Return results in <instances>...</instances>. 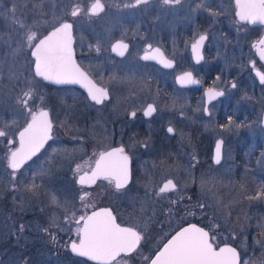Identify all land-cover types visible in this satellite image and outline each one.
Returning <instances> with one entry per match:
<instances>
[{
  "label": "flooded vegetation",
  "instance_id": "1",
  "mask_svg": "<svg viewBox=\"0 0 264 264\" xmlns=\"http://www.w3.org/2000/svg\"><path fill=\"white\" fill-rule=\"evenodd\" d=\"M92 2L55 0L52 17L61 16L62 20L53 27H0V61L6 64L7 56L16 49L20 62L28 63L23 72L49 92L58 93L47 92L45 96L43 90L37 97L30 95L29 108L36 113L48 112L51 139L22 169L36 161L42 168L44 159H56L59 165L65 161L64 167L53 169L55 175L67 181L53 193L59 198L55 204L59 215L64 213L62 207L68 214L75 211L77 216L85 210L91 214L108 209L117 224L141 235L137 249L117 258L114 264L123 258L133 264H150L167 240L192 224L206 229L217 249L223 244L234 246L242 262L248 255L258 256L263 248L254 240H261L264 232L260 222L264 208V84L257 72L264 73L258 44L264 38V24L239 21L235 0H181L174 7L150 0L137 8L124 7L134 0H101L105 10L99 15L70 16L73 5L86 7ZM31 9L32 5L23 9L24 15L32 14ZM63 22L73 23L76 64L108 92V98L100 104L89 101L78 87L48 84L35 75L26 34L35 33L33 43H38ZM200 35L207 39L198 49L202 59L197 62L192 45ZM118 41L128 48L113 51ZM145 55L149 59H143ZM189 72L198 83L181 84L179 77ZM232 83L237 84L235 89ZM210 88L224 95L209 100L206 93ZM67 93L79 96L81 103ZM149 104L156 111L145 117L143 110ZM132 111L137 113L135 118L129 115ZM30 121L31 116L20 104V128L12 139L15 147L19 133ZM169 127L173 133L167 131ZM218 141H222L221 158L216 164ZM120 147L129 157L126 186L117 190L114 182L99 179L82 189L76 182L79 176L90 173L101 153ZM39 166L31 171L38 173ZM202 176L210 181L203 189ZM169 179L177 184L176 191L156 195ZM222 191H227L226 198L216 203ZM84 192L89 194L87 209L80 201ZM201 200L207 205L204 209L194 206ZM223 204L248 207L256 213L246 243L235 235L231 237L233 242L221 238L216 242V206ZM37 219L43 222L40 215ZM63 221L66 223L65 218ZM70 226V232L62 231L60 226L49 228L55 242L44 231L38 236L35 247L40 251L36 257L40 264H48L41 261V255L50 258L53 253L55 258L60 255L69 259L70 264H94L73 256L67 247L76 239L75 225Z\"/></svg>",
  "mask_w": 264,
  "mask_h": 264
},
{
  "label": "snow or ice",
  "instance_id": "2",
  "mask_svg": "<svg viewBox=\"0 0 264 264\" xmlns=\"http://www.w3.org/2000/svg\"><path fill=\"white\" fill-rule=\"evenodd\" d=\"M149 2L150 0H134V3L125 4L124 7L137 8L141 5H148ZM160 3L162 6L174 7L180 5L181 0H160ZM235 7V15L239 21L250 24L257 22L264 24V0H235ZM104 10L105 6L101 3V0H94L86 7H81L79 4L73 5L70 16L76 18L82 13L96 16L104 12ZM9 11L14 14L15 8ZM209 14L215 15L212 12ZM72 30L73 23H60L58 27H54L52 31L42 39H39L38 43H33L37 39L35 33L26 34V42L31 49V56L34 58L35 75L58 84L84 83V86L88 88L91 100L96 104H100L108 98V92L106 89L97 88L92 84L87 76L75 65L73 61ZM206 39L205 35H200L199 39L192 45L193 51L197 54V62L202 59L198 49ZM258 44L260 46V57L264 59V38L260 39ZM256 46L255 44L253 45V47ZM148 47L151 48V45ZM117 48L127 49L128 45L118 41L117 44L113 45V51H116ZM156 51L159 52V49H156ZM119 54L122 56L124 53L121 51ZM143 59L147 60L149 57L145 55ZM166 66L170 67L171 64L168 63ZM257 76H259L260 82L264 84V73L257 72ZM179 81L181 84L198 83L192 78L190 72L179 77ZM231 87L235 89L237 84L232 83ZM206 94L209 100H213L217 96H223L224 92L214 91L210 88ZM29 99L30 91L25 92L24 98L19 101L31 116V122L19 133V147L10 151L8 156V167L12 169L13 177L23 164L31 160L43 148L45 143L51 139L52 125L48 120V112L41 110L36 113L33 111L28 107ZM155 111L156 108L149 104L143 110V115L149 117ZM205 111L207 112L208 110L205 109ZM129 115L131 118H135L137 113L132 111ZM228 120L229 123H232L230 116ZM167 131L173 133L174 129L169 127ZM6 135L5 131L0 130V137H5ZM8 143L11 145L14 141L9 140ZM221 145L222 141H218L216 144V155L214 157L216 164L220 163ZM128 160L129 157L125 154L123 147L114 149L111 152L101 153L95 161V168L91 170V174L80 175L76 182L83 189L85 185L94 183L96 179L103 176L110 183L114 182L117 190L123 189L129 180ZM193 160H195V157H193ZM76 171L78 174L79 166H77ZM209 182L202 176L200 178L201 188L203 189ZM37 187L33 182L29 190H36ZM176 189L177 184L169 179L163 187L159 188V192L156 195L159 196L168 191H176ZM88 195L87 192H84L80 196V201L85 209L88 207L86 203ZM257 195L259 196L260 194L258 193ZM52 201L53 203H58L55 196L52 197ZM64 203L69 204L68 201ZM171 203L175 204L177 201H171ZM194 206L204 209L207 205L201 200L197 201ZM71 207L75 208L74 202L71 203ZM65 221L69 225H75L76 239L71 240L67 246L71 253L79 257H87L89 260L96 261L97 264H114L116 258L122 252L134 251L142 239L137 231L117 224L116 218L108 209L92 211L91 214H88L85 210L79 216L73 211L70 215L65 216ZM52 226L59 227L56 225L54 217L51 219L49 227ZM20 231H24L23 225L20 226ZM42 231L49 233V228H43ZM49 234L53 242H55V235ZM151 264H252V262L251 258L242 262L240 254L233 247L226 246L217 250L215 241L210 238L209 232L192 224L183 228L168 240L164 244L163 249L156 254L155 259H151Z\"/></svg>",
  "mask_w": 264,
  "mask_h": 264
},
{
  "label": "rangeland",
  "instance_id": "3",
  "mask_svg": "<svg viewBox=\"0 0 264 264\" xmlns=\"http://www.w3.org/2000/svg\"><path fill=\"white\" fill-rule=\"evenodd\" d=\"M28 5H32L33 13L24 15V10ZM54 5L55 0H0V13H3L0 14V27H53L62 20L61 16L52 17V6ZM13 8H15L14 14L9 11ZM7 57L6 64L0 61V130L7 133L6 138H0V264H16V262L40 264L41 262L36 258L40 251L38 247H35V244L38 236L42 235V229L51 228L49 225L53 217L56 220V225L60 226L62 231L67 232L71 228L63 221L65 216L70 214L66 213L62 207L64 213L59 215L55 211L57 205L52 201V197L55 196L53 195L54 191L61 189L67 183L62 176L55 175L53 169L64 167L65 161L59 165L56 164L59 163L56 159H44L42 163L45 168H41L36 161L17 171L13 177L12 170L8 167V155L15 145L12 147L6 145L10 139L15 140L16 133L20 128L18 113L21 103L19 101L24 98L22 95L25 92L30 91L32 97H37L42 94L43 90L46 91L45 96L51 90L44 88L39 82L23 72L26 68L25 64L28 65V63L20 62L16 49H13ZM52 94L58 95L56 92H49V95ZM67 95L71 96L70 93ZM71 97L77 103H81L79 96L72 95ZM38 166L40 168L38 173L31 171ZM33 182L38 187L36 190H29ZM226 193L227 191H222L216 196V203L225 200ZM60 194L66 196L65 193ZM55 197L57 200L59 199L57 196ZM231 207L226 204L216 206L215 223L213 224V229L217 232L216 242L219 243L220 238L233 242L231 237L235 235L246 243L248 233L254 225L251 221H254L257 215L254 210L249 211L248 207L241 208V206L234 205ZM47 210L48 213H42ZM21 214L28 217L24 216V218ZM39 215L43 222L37 219ZM58 215L59 217H57ZM260 216V222L263 223L264 228V208ZM21 225L24 226L23 232L20 231ZM262 236L261 240H254V243L261 244L260 247L263 248V251L258 256L255 255L256 257L249 255L245 257L246 260L251 258L252 264H264V232ZM65 244L67 245V243ZM53 255L54 253L50 258L43 256L48 258L47 260L43 259L41 255L40 259L48 264L71 263L63 256L59 255L55 258ZM21 257L22 262L19 260ZM117 264H133V261L123 258Z\"/></svg>",
  "mask_w": 264,
  "mask_h": 264
},
{
  "label": "water",
  "instance_id": "4",
  "mask_svg": "<svg viewBox=\"0 0 264 264\" xmlns=\"http://www.w3.org/2000/svg\"><path fill=\"white\" fill-rule=\"evenodd\" d=\"M73 42H74V41H73V37H72V49H73ZM74 59H75V57H74V50H73V61H74L75 65L78 67V65L76 64V60H74ZM34 68H35V65H34ZM78 68H79V67H78ZM79 70H80V68H79ZM80 71L83 72V73L85 74V76H87L88 80H90V81L92 82V84H94L97 88H100V87H98V86H97V85L91 80V78H90V77H89L84 71H82V70H80ZM34 72H35V71H34ZM37 77H38V76H37ZM42 79H43V78H42ZM43 80H44V79H43ZM44 82H46V83H48V84L56 85V86H75V87H78L79 89H81L83 92H85V93L87 94L88 100H90L91 102H94V101L91 100V98H90V96H89V93H88V88L84 86V83H59V84H58V83H55V82H53V81H47V80H44ZM30 122H31V121H30ZM27 126H28V125H27ZM49 140H50V139H49ZM49 140H48V141H49ZM48 141H47L46 143H48ZM8 144H9V143H8ZM11 145H12V144H11ZM18 145H19V144H18ZM9 146H10V144H9ZM44 146H45V145H44ZM44 146H43V147H44ZM18 147H19V146H18ZM18 147H17V148H18ZM42 149H43V148H41V149L36 153V155L32 157V159H34V158L38 155V153H40V152L42 151ZM110 152H111V151H110ZM32 159H31V160H32ZM31 160L26 161V162L23 164L22 167H24V166H25L28 162H30ZM22 167H21V168H22ZM21 168H20V169H21ZM94 168H95V166H94ZM94 168H93V169H94ZM20 169H19V170H20ZM10 170H12V169H10ZM128 170H129V169H128ZM84 174H85V173H84ZM84 174H82V175H84ZM88 174L90 175V174H91V171H90V173H88ZM99 179H104V178H103V176H101L100 178L96 179L95 182H96L97 180H99ZM95 182H94V183H95ZM94 183H91V184H88V185H92V184H94ZM189 226H190V225L185 226L184 228L189 227ZM196 226H197V227H200V226H198V225H196ZM121 227H122V226H121ZM200 228H202V227H200ZM182 229H183V228H182ZM182 229H180V230H182ZM180 230H179V231H180ZM204 230H205V229H204ZM134 231H135V230H134ZM179 231H178V232H179ZM205 231H207V230H205ZM207 232H208V231H207ZM174 235H175V234H174ZM174 235H173V236H174ZM173 236H172V237H173ZM209 236H210V235H209ZM172 237H171V238H172ZM171 238H170V239H171ZM170 239H169V240H170ZM226 246H227V247H233V246H231V245H229V244H225V245H222V246L219 247V248H223V247H226ZM136 248H137V247H136ZM219 248H218L217 250H219ZM162 249H163V248H162ZM162 249H161V250H162ZM235 249H236V248H235ZM161 250H160V251H161ZM236 250H237V249H236ZM131 252H133V251H131ZM131 252H127V253L122 252V253L120 254V256L125 255V254H126V255L131 254ZM158 252H159V251H158ZM237 252H238V251H237ZM72 254H73V253H72ZM74 255H75V254H73V256H74ZM75 256H76V255H75ZM84 258H87V257H84ZM117 258H118V257H117ZM87 259H88V258H87ZM153 259H155V257H154ZM88 260H89V259H88ZM90 261H92V260H90ZM92 262L97 263L96 261H92ZM150 264H151V263H150Z\"/></svg>",
  "mask_w": 264,
  "mask_h": 264
},
{
  "label": "trees",
  "instance_id": "5",
  "mask_svg": "<svg viewBox=\"0 0 264 264\" xmlns=\"http://www.w3.org/2000/svg\"><path fill=\"white\" fill-rule=\"evenodd\" d=\"M253 256L256 257L255 255H252L251 257H253Z\"/></svg>",
  "mask_w": 264,
  "mask_h": 264
}]
</instances>
